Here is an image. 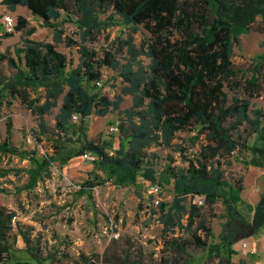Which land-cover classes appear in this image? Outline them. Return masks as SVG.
<instances>
[{"label": "trees", "instance_id": "trees-1", "mask_svg": "<svg viewBox=\"0 0 264 264\" xmlns=\"http://www.w3.org/2000/svg\"><path fill=\"white\" fill-rule=\"evenodd\" d=\"M10 11L25 7L30 16L49 28L52 41L29 38L35 28L17 16L14 32L3 33L0 40L21 33L20 44L0 53V63L14 71L0 74V109L18 101L36 117L35 140L43 139L50 151L39 155L36 149L18 148L11 142L12 124L0 142V156L27 160L28 167L0 168V178L26 176V182L14 193L34 190L50 179L51 168L71 159L90 154L93 168L105 179L87 181L90 190L111 182L118 187L137 186L143 179L149 186H170L172 201L158 202L157 214L162 232L172 234L158 264H183L188 248H208V261L233 264L234 234L219 244H208L212 231L203 211L220 203L229 225H245L254 232L264 229V191L253 208L250 221L239 209L243 203V179H229L226 167L237 156L248 166L264 169V108H254L252 100L264 99V53L252 59L246 71L233 64L234 47L240 37L251 31L264 35V0H2ZM111 12V14H109ZM118 16L134 30L142 27L148 36L137 48L133 37L122 40L119 51L126 48L128 62L120 65L117 53L102 56L85 43L97 40L113 26ZM74 23L80 42L64 35L57 22ZM1 44V42H0ZM58 45L78 47V63L73 65ZM148 59L147 66L137 62ZM125 85L121 92L129 95L131 107L123 111V98L111 100L98 88L103 82V68L117 71ZM58 108L53 127L45 117ZM112 111L124 116L119 124V148L108 152L102 140L88 137V119L104 117ZM78 116V123L72 116ZM193 131L191 146L199 144L193 157H182L184 166L167 167L161 173L148 161L147 150L159 145L173 146L176 134ZM246 134V135H245ZM78 144V146H75ZM181 153L185 148L176 145ZM154 157V155H152ZM169 161L173 159L169 157ZM0 193H9L0 189ZM17 212L0 206V264H10L20 237L31 261L14 264H66L68 254L47 251L31 236L33 227L14 217ZM142 247L129 237L111 239L104 252L86 255L81 252L73 264H145ZM187 264V263H184ZM241 264H246L241 262Z\"/></svg>", "mask_w": 264, "mask_h": 264}, {"label": "rangeland", "instance_id": "rangeland-1", "mask_svg": "<svg viewBox=\"0 0 264 264\" xmlns=\"http://www.w3.org/2000/svg\"><path fill=\"white\" fill-rule=\"evenodd\" d=\"M24 15L26 12L23 13ZM111 14V12L109 13ZM28 28H35V33L29 38L34 40L52 41V32L49 28L41 27V22L28 14ZM3 14L0 12V29ZM14 18V17H13ZM14 20H16L14 18ZM59 29L64 31V35L80 42V31L74 23L65 22L64 16L57 22ZM4 33V28H3ZM133 37V43L138 48L141 42L147 38L148 33L142 28L134 30L132 26L126 25L117 15L114 16V24L95 41H88L85 45L102 56L105 51L117 53L120 65L128 62L129 54L126 48L119 51L122 40ZM21 33H16L15 38L8 40V49L13 55V44L20 40ZM240 44L234 47L233 64L236 69L246 71L252 64V59L264 53V35L251 31L240 37ZM58 50L65 53L73 65L78 63V47L67 48L58 45ZM5 51L4 46L0 51ZM137 62L147 66L148 59L139 56ZM120 66L117 71L103 68V82L95 90L114 100L120 95L123 101L120 110L123 111L131 107L132 100L129 95L121 92L125 83L119 76ZM14 73L7 64L0 63V74L10 76ZM254 108H264L263 97L252 100ZM58 108L45 117L47 125L51 128L55 123V115ZM125 119L119 111H112L104 117L92 115L88 119L87 134L90 139L102 140L107 144L108 152L114 154L119 148L120 130L118 124ZM12 124L11 142L14 146L22 149H36L39 155L50 151L49 144L43 139L41 142L35 140L33 133L36 129L37 120L18 101H15L9 108L0 109V142L6 136V125ZM78 122H76L77 124ZM111 127H117L118 131H111ZM195 132L187 131L176 134L173 146L166 148L163 146H151L147 152L150 155L148 161L158 173L164 171L167 165L184 166L182 157H193L199 150V144L191 146L190 137ZM246 135V134H245ZM30 137V141L28 140ZM176 145L185 148L181 153L176 149ZM75 146H78L76 144ZM154 155V157L152 156ZM169 157L173 159L169 161ZM231 165L226 167V174L229 179H243L244 190L241 193L243 203L239 209L250 221L253 216V208L258 202L260 195L264 191V169L248 166L246 162L237 156L230 158ZM27 160H21L16 156H0V168L28 167ZM52 176L30 191H23L15 194V188L26 182V176L15 177L10 175L0 178V189H7L9 193H0V206H5L17 212V220L25 226L33 227L31 236L35 243L40 241L41 246L49 251H61L68 254L66 264L78 258L81 252L86 255H101L111 239L129 237L131 241L140 246L145 251V264H158L161 253L165 250V241L172 238V234L162 232V224L158 215L153 214L157 210L158 202H171L173 198L170 186L162 187L158 193H153L151 186L143 179H139L137 186L118 187L111 182L98 185L93 189L82 188L87 181H95L99 178L105 179L102 170L93 168L92 160L84 156L72 159L67 164L59 166L57 163L51 168ZM207 225L212 231V236L207 239L208 244H219L231 231L229 223L224 217V209L220 203H216L211 208L203 211ZM245 226V225H239ZM263 234V233H262ZM231 235V234H230ZM261 233L254 232L246 226L234 234L233 249L237 255L233 257V264H240L245 260L248 264H262L264 253L260 249L262 244ZM242 243L247 244L245 251L240 250ZM248 243H254L256 249L250 247ZM263 245V244H262ZM23 250H22V249ZM25 245L21 238L12 252L10 264L16 261H31L24 251ZM252 251V252H251ZM184 263L187 264H216L208 261V248L200 249L188 248ZM183 263V264H184ZM48 264V262H45ZM101 264V263H99Z\"/></svg>", "mask_w": 264, "mask_h": 264}, {"label": "crops", "instance_id": "crops-1", "mask_svg": "<svg viewBox=\"0 0 264 264\" xmlns=\"http://www.w3.org/2000/svg\"><path fill=\"white\" fill-rule=\"evenodd\" d=\"M1 1H2V0H0V12L3 14V16H4V15H11V16L14 17L15 19L17 18V16H23V17L27 18V15H26V14H28V11H27V9H26L25 7L18 6V7H16L15 11L12 12V11H10L9 9H7L6 6L2 5ZM24 12H26L25 15L23 14ZM3 16H1V19H2ZM2 34H3V21H2V23H1L0 36H1ZM15 36H16V33H14V35H13L12 37L1 39V40H0V42H1V44H0V49L4 46L5 51H6V50L11 51L10 49H8L9 45H8V44L6 45V42H7L8 40H11V39L15 38ZM19 44H20V40L13 44V48H14L16 45H19ZM0 53H4V51L2 50V51H0ZM27 111H28V110H27ZM73 159H78V157L73 158ZM71 160H72V159H71ZM71 160H70V161H71ZM260 233H261V236H260V237L263 239V240H262V244H263V243H264V229H263ZM262 233H263V234H262ZM19 238H20V237H19ZM17 242H18V241H17ZM262 244L260 245V246H261L260 249H261V251L264 253V250L262 249ZM248 245H249L250 247L256 249V245H255L254 243H248ZM21 249H22V248H21ZM22 250H23V249H22ZM240 250H241V249H240ZM241 251H243V250H241ZM236 255H237V254H236ZM234 256H235V255H234ZM234 256H233V257H234ZM233 257H232V262H233ZM241 262H245L246 264H248L245 260H241V261H240V264H241ZM262 264H264V256H263Z\"/></svg>", "mask_w": 264, "mask_h": 264}, {"label": "built area", "instance_id": "built-area-1", "mask_svg": "<svg viewBox=\"0 0 264 264\" xmlns=\"http://www.w3.org/2000/svg\"><path fill=\"white\" fill-rule=\"evenodd\" d=\"M2 21H3V28H4V32L5 33H13L14 32V26H15V20L11 15H4L2 17ZM96 85L99 87L101 86V82H97ZM78 121V116L77 115H73L72 116V122L76 123ZM111 131H118L117 127H111ZM30 137H28V140L30 141ZM85 158L93 160L94 157L91 156L90 154L84 155ZM151 190L153 193H158L159 191H161L160 187L154 185L151 186ZM17 219V217H14V219L12 220L13 223L15 222V220ZM245 248H247V244L246 243H242L240 245V249L245 251ZM262 249L264 250V243L262 245ZM252 252V251H251Z\"/></svg>", "mask_w": 264, "mask_h": 264}, {"label": "water", "instance_id": "water-1", "mask_svg": "<svg viewBox=\"0 0 264 264\" xmlns=\"http://www.w3.org/2000/svg\"><path fill=\"white\" fill-rule=\"evenodd\" d=\"M229 227H231V231L229 234H236L237 232H239L240 230H244L246 228V226H237V225H228Z\"/></svg>", "mask_w": 264, "mask_h": 264}]
</instances>
